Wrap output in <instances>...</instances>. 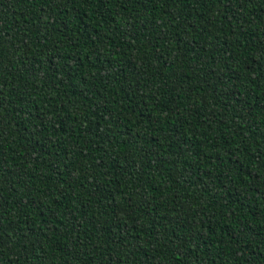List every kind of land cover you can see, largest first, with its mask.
Listing matches in <instances>:
<instances>
[{
    "label": "trees",
    "instance_id": "1",
    "mask_svg": "<svg viewBox=\"0 0 264 264\" xmlns=\"http://www.w3.org/2000/svg\"><path fill=\"white\" fill-rule=\"evenodd\" d=\"M0 264H264V0H0Z\"/></svg>",
    "mask_w": 264,
    "mask_h": 264
}]
</instances>
